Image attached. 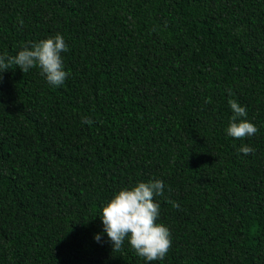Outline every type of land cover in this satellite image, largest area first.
Segmentation results:
<instances>
[{
  "label": "trees",
  "instance_id": "1",
  "mask_svg": "<svg viewBox=\"0 0 264 264\" xmlns=\"http://www.w3.org/2000/svg\"><path fill=\"white\" fill-rule=\"evenodd\" d=\"M58 33L62 85L0 73V264H264V0H0V54ZM155 179L167 255L113 251L103 207Z\"/></svg>",
  "mask_w": 264,
  "mask_h": 264
},
{
  "label": "clouds",
  "instance_id": "2",
  "mask_svg": "<svg viewBox=\"0 0 264 264\" xmlns=\"http://www.w3.org/2000/svg\"><path fill=\"white\" fill-rule=\"evenodd\" d=\"M23 22L21 21V24ZM68 51L61 34L22 45L16 55L0 54V73L19 66L22 72L39 68L49 85L60 86L70 75L65 71L62 53ZM2 80V76H0ZM231 95V93H229ZM232 116L226 129L228 136L245 139L255 135L258 128L246 119V107L235 99H229ZM82 123L91 125L92 120L84 118ZM244 155L254 154L255 149L243 145L239 149ZM205 166V165H204ZM164 194V182L159 179L138 182L116 192L103 207L102 223L104 232L112 244L113 251H120L127 240L135 253L146 261L163 260L171 247V232L168 227L158 223L160 205L155 197ZM173 207H179L171 202ZM95 240L100 242L101 235Z\"/></svg>",
  "mask_w": 264,
  "mask_h": 264
}]
</instances>
